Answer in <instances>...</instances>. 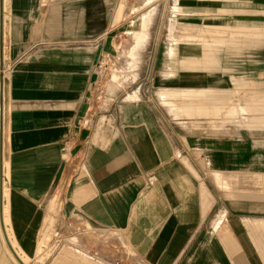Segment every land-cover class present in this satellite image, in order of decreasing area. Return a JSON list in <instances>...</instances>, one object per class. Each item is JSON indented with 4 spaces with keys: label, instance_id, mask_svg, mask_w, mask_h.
I'll list each match as a JSON object with an SVG mask.
<instances>
[{
    "label": "crops",
    "instance_id": "1",
    "mask_svg": "<svg viewBox=\"0 0 264 264\" xmlns=\"http://www.w3.org/2000/svg\"><path fill=\"white\" fill-rule=\"evenodd\" d=\"M195 1L212 5L177 17L167 52L162 19H149L133 80L107 84L94 107L128 6L0 0V264H18L12 249L25 264H264V140L211 120L264 130L251 114L264 94L212 76L233 70L220 59L238 45L264 46V21L207 22L251 10ZM241 89L251 105L230 103ZM48 233L68 237L44 248Z\"/></svg>",
    "mask_w": 264,
    "mask_h": 264
},
{
    "label": "rangeland",
    "instance_id": "2",
    "mask_svg": "<svg viewBox=\"0 0 264 264\" xmlns=\"http://www.w3.org/2000/svg\"><path fill=\"white\" fill-rule=\"evenodd\" d=\"M122 1L125 7L128 6L131 10L128 11V7H127L126 9L127 14H125L121 18L127 19L130 17V20H134V22L131 23L124 22L122 28L116 33L112 34L113 37L110 39V45H111L110 54L104 57L99 63L100 66H98L99 79L97 86L94 89L93 97L91 99V101L94 103V107H97V105H99L100 103H104V102L106 103L107 101L106 97H111L113 95L107 92L106 90L107 84L109 85L112 82L119 84L121 83L122 85L123 80L129 82L133 80L134 78L133 67L135 66V62H136V58L134 57V50H135L134 47L137 44V41L134 40L132 42V38L134 39V37L131 36L132 35L131 30L137 29V27L135 26L138 23V18H140V16L143 13H149L151 11L149 15V19L151 17H157V18L160 17L162 19L163 26H161L159 30L161 37L158 38L159 42L158 43L156 42L155 47L157 49L161 48L162 50L167 48V50L165 49V51L167 52L168 46L172 40V36H171L172 30L177 17L184 16L186 12H191L192 10L194 12H199L200 14L205 13L206 11H209L207 7L209 5H212L207 3H196L195 0H122ZM144 3H146L147 5L144 6L143 8H140L143 5H145ZM215 4L229 9L236 8V9H244L251 11H248L246 13L231 12L232 14H228L229 12H224V14L215 15V17L212 16L207 17L206 18L207 22L243 21L245 25L260 26V24L264 21V0H219ZM200 14L193 15V17H191L190 19L194 21H201L202 19H200V17L197 16ZM146 29H147V25L144 30L145 36L143 35V37L139 39L140 42L142 39H146ZM256 32L264 34V26L258 27ZM169 34H170V38H169ZM149 43L151 44L152 42ZM237 49H238L237 53L232 52L234 54L222 56L220 59L222 64L232 66L233 70L225 73L214 71L213 72L214 75L212 76H220V75L233 76V81L235 80L234 83L231 84L227 83L228 86L231 87L237 86L236 84L237 78L245 79L244 82L247 83L243 84L242 88H250V90L253 92L264 94V84L248 81V78L250 80L252 79L255 80L259 78L264 79V46H260L256 48L254 47L241 48L240 45H238ZM164 59L169 63L168 60L169 58L167 59L166 57H163V60ZM0 70H1L0 72V79H1V77H3V75L5 74V67H0ZM242 90H246V89H241V91H238L236 95L237 97L236 96L232 97L230 99V103L239 104V105L240 104L242 105L243 103H248L251 105L253 103L252 99L249 98L245 100L241 99L242 92H244ZM249 92H247V94H249ZM258 99L261 100L258 104L264 105V96ZM251 114L257 117H262L264 115V110L255 109L254 111H252ZM211 120L212 121L219 120L218 124L224 125L225 128L232 129L234 125L238 126L241 129L242 133L258 135L262 137L261 138L262 140H264V130L246 129V127L240 125V122H229V121L225 122L219 116L217 117V119L214 118ZM40 234L41 233L30 234V235H26V234H18V235H21L23 242L26 243V241L36 242ZM84 235L87 238H89V240H91V238L93 237L91 236V233H84ZM65 236L68 237V235L48 233L46 236V242L44 248H46L49 245L51 246L54 245L55 247L56 244L59 242V240L64 238ZM28 254L31 257L33 256L31 255L32 251H28ZM34 255H35V251H34ZM30 262L31 264H43L37 262L36 256H33Z\"/></svg>",
    "mask_w": 264,
    "mask_h": 264
},
{
    "label": "bare ground",
    "instance_id": "3",
    "mask_svg": "<svg viewBox=\"0 0 264 264\" xmlns=\"http://www.w3.org/2000/svg\"><path fill=\"white\" fill-rule=\"evenodd\" d=\"M149 15L150 14H144V15H141V16L139 15L140 16V21L139 22H140V25H141L140 30H137V29H132L131 30L132 36L134 37V40L137 41V42H139V39L141 37H143V35H144V30H145L146 25L148 23ZM131 48H133V47H131ZM2 230H3V236L5 238L6 243L10 245V243L8 242V239L6 237V234L4 232L3 226H2ZM12 251H13L12 253H14V258H16L18 264H25V263H27L26 260L23 257L18 256L17 253L13 249H12Z\"/></svg>",
    "mask_w": 264,
    "mask_h": 264
},
{
    "label": "built area",
    "instance_id": "4",
    "mask_svg": "<svg viewBox=\"0 0 264 264\" xmlns=\"http://www.w3.org/2000/svg\"><path fill=\"white\" fill-rule=\"evenodd\" d=\"M88 122H89V118H84L81 120L82 125H88ZM114 264H120V263L118 261H115Z\"/></svg>",
    "mask_w": 264,
    "mask_h": 264
},
{
    "label": "water",
    "instance_id": "5",
    "mask_svg": "<svg viewBox=\"0 0 264 264\" xmlns=\"http://www.w3.org/2000/svg\"><path fill=\"white\" fill-rule=\"evenodd\" d=\"M2 83V77H1V79H0V84Z\"/></svg>",
    "mask_w": 264,
    "mask_h": 264
}]
</instances>
